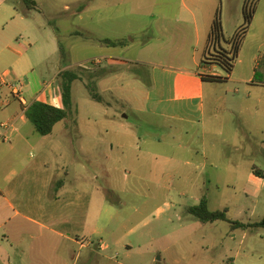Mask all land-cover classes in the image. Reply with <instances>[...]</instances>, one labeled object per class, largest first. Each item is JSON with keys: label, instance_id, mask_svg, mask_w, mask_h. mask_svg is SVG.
<instances>
[{"label": "rangeland", "instance_id": "374dc122", "mask_svg": "<svg viewBox=\"0 0 264 264\" xmlns=\"http://www.w3.org/2000/svg\"><path fill=\"white\" fill-rule=\"evenodd\" d=\"M34 1L38 9L21 20L24 9L20 0H0V107L11 98L16 100L12 87L21 90L27 103L37 97L43 84L34 82V74L29 75L31 84L26 78L33 69L46 81L59 70L80 73L81 68L88 69L91 73L82 72L83 80L73 84V113L57 125V134L73 117L82 128H97L93 135L100 141L128 145L111 152L107 144H100L95 146L99 158L69 161L71 168L76 166L83 173L74 178L70 189L79 190L85 205L94 189L95 202L100 205L101 236L85 238L89 247L74 245L76 264H264V229L232 230L226 222L203 224L189 213L206 198L211 211L228 210L237 221L255 223L264 217V189L249 198L243 193L251 165L255 163L264 171V125L239 113L231 122L222 113L213 125L208 114L212 110L208 84L202 124L141 113L144 93L153 87L151 68L112 63L110 54L133 57L135 48L126 53L120 48L111 52L105 41L148 40V29L152 28L148 25L153 22L141 20L137 13L132 14L134 18L126 16L125 11L110 20L111 0ZM246 1L253 2H218L225 36L231 41L244 24ZM96 10L101 13L95 18ZM263 30L264 0H258L251 33L241 44L242 54L257 47ZM98 62L101 65L96 73L101 78L94 89L108 105L93 101L86 86ZM240 71L241 67L237 73ZM218 72L219 78H227L222 68ZM214 83L218 97L223 98L218 106L237 111L243 87L226 81ZM115 129L120 133L115 134ZM249 155L255 160L248 159ZM215 164L222 175L212 168ZM226 168L237 169L239 174ZM25 182L29 189L34 188L35 181L28 176ZM19 191L14 201L28 213L29 206L38 200L36 192L28 195L24 188ZM243 207L250 210L238 213ZM76 217L79 220L81 212ZM58 254L73 263V253L65 248Z\"/></svg>", "mask_w": 264, "mask_h": 264}, {"label": "crops", "instance_id": "0c3cea01", "mask_svg": "<svg viewBox=\"0 0 264 264\" xmlns=\"http://www.w3.org/2000/svg\"><path fill=\"white\" fill-rule=\"evenodd\" d=\"M218 2L222 0H111L108 8L110 20L119 12L125 11L126 16L131 15L134 18L132 14L137 13L141 20L153 22L148 25L152 27L148 29L151 31L148 40L127 41L124 46L109 45L111 52L120 48L126 53L135 48L133 57H126L121 53L110 54L108 58L112 63H135L151 68L153 87L144 93L141 113L177 122L202 124L206 115L208 84V104L212 107L208 114L213 125L222 113H225L228 122H231L234 114L238 116L239 113L242 117L252 116L259 124L264 125V30L261 39L257 41V47L248 54H242L240 46L233 72L226 75V83L232 82L243 87V93L237 99V111L223 108L222 105L219 107L218 103L223 101V98L218 97L215 91L216 83L203 80L204 77H221L218 72L221 67L209 61L208 65L203 64L205 58L221 50H232L231 40L225 36L223 20L225 39L217 43L210 41L213 23L219 12ZM20 5L24 10L23 15L19 16L21 20H25L34 9H28L22 2ZM128 5H133L134 8H122ZM37 9L38 6L35 10ZM99 13L101 10H96L95 18ZM79 17L82 18V15ZM252 24L241 44L251 33ZM122 40L126 41H115ZM96 65L92 73L99 80L101 76H97L96 70L101 63ZM239 67L241 71L237 73ZM62 71H57L46 81L36 74L34 69L31 70V73L26 75L28 84H31L30 74H34L36 84H43L37 97L30 103L24 99L27 103L24 107L13 94L16 100L11 98L6 101L4 108L0 107V124H14L11 142L0 141V264H70L68 259L59 256L61 248H65L69 254L73 253L71 261L76 264L74 245L89 247L91 244L89 241H83L85 238L101 236L98 223L100 205L95 202L96 191L93 189L85 205L81 201L83 198L79 190L70 189L69 185H73L74 178L82 177L83 173H80L76 166L71 168L69 161L71 160L72 164L76 159L90 162L99 158V150L95 146L100 147V144H107L111 152L118 148L125 149L128 145L121 141H100L93 135L97 128H82L75 123L73 117L59 135L56 132L59 123L49 136L43 137L37 133L26 117V110L34 101L60 109L64 107L59 90V74ZM114 77H118L117 73ZM238 91L239 89L236 92ZM118 130L115 129L114 133H120ZM37 135L41 138H37ZM248 159L254 161L255 157L249 155ZM212 168L216 170V174L222 175L218 165H212ZM225 171L239 174L237 169L226 168ZM256 171L260 172L262 177L257 176ZM27 176L35 181L33 189H29L25 182ZM20 178L23 179L22 182L19 181ZM21 188L26 189L28 195L35 191L38 198L37 203L29 206L28 213L22 212L16 205V200L14 201V198L21 194ZM263 189L264 171L254 163L247 175V187L243 193L249 198ZM248 210L250 209L243 207L238 213ZM78 211L81 212L79 220L76 217ZM92 212L94 215L91 221ZM70 227L78 230L67 229Z\"/></svg>", "mask_w": 264, "mask_h": 264}, {"label": "trees", "instance_id": "16d2710c", "mask_svg": "<svg viewBox=\"0 0 264 264\" xmlns=\"http://www.w3.org/2000/svg\"><path fill=\"white\" fill-rule=\"evenodd\" d=\"M23 5H25L28 9H36L37 3L34 0H20ZM258 0H253V2L246 1L244 4V24L241 26L239 31L237 32L233 41H231L232 50L230 52L220 51L216 54H212L209 57H206L203 64L208 65V61L213 64L221 67L227 75H231L233 69L235 67V61L237 58V53L239 52L241 43L246 37V34L252 24L256 13V5ZM224 31L222 26V21L220 17V12L216 15V18L213 23V27L210 34V41L213 43L220 42L224 40ZM106 44L112 46H124L126 45V41H105ZM79 72H74L71 70L62 71L59 74L60 80V94L62 97L63 108H57L52 105L34 101L26 111L27 119L34 125L37 133L41 136H49L54 132L55 126L68 119L73 113V100H72V89L73 84L78 80H83L82 72H89L90 70L81 68ZM97 80V77L93 73L90 75L88 83L86 84L90 98L98 103L106 104V102L99 96V94L95 91L94 85ZM203 80L213 81V82H223L226 79L219 77H204ZM108 105V104H106ZM256 175L262 177L260 172L256 171ZM198 221L203 224H213L216 222H226L230 224L232 230H255V229H264V217L255 223H244L241 221L234 220L229 215L228 210H218L211 211L208 206V200L203 198L199 205L192 207L189 210Z\"/></svg>", "mask_w": 264, "mask_h": 264}, {"label": "built area", "instance_id": "2783aa9c", "mask_svg": "<svg viewBox=\"0 0 264 264\" xmlns=\"http://www.w3.org/2000/svg\"><path fill=\"white\" fill-rule=\"evenodd\" d=\"M12 90H13L14 96L20 100L22 105L24 107L27 106V103L22 97L21 90L18 88H14V87H12ZM13 127H14V124L12 122H3L0 124V141L5 142V143L11 142V130L13 129Z\"/></svg>", "mask_w": 264, "mask_h": 264}]
</instances>
